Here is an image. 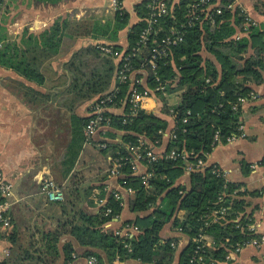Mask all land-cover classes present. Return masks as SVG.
<instances>
[{
    "label": "trees",
    "instance_id": "16d2710c",
    "mask_svg": "<svg viewBox=\"0 0 264 264\" xmlns=\"http://www.w3.org/2000/svg\"><path fill=\"white\" fill-rule=\"evenodd\" d=\"M43 1L54 3L58 0ZM191 1L171 0L173 11L161 21L164 30L187 22ZM216 1L224 7L223 14L215 17V24L197 21L193 26L186 27L184 40L172 48L167 59L169 62L161 60L155 71L149 65L145 70L149 88L155 89L161 82L170 94L180 92L179 101L173 105H168L167 97L162 92H156V96L163 103L164 113L174 117L175 122V137L169 138L165 153L173 149L185 151L189 154V162H196L199 158L207 161L218 146L214 144L217 131L220 132L221 143H227L228 136L238 133L242 115V106L235 108L238 99L250 96L253 92L251 85L264 81V24L247 26L245 16L238 8L233 10L227 7L226 4L234 0ZM4 2L0 0V10ZM145 4L143 1L135 6L139 20L128 33L127 47L119 43L120 33L130 24L131 15L125 8L116 10L107 19L93 16L76 19L73 14H68L41 33L40 39L30 35L26 47L18 43L5 44L0 37V66L13 68L39 84L45 80L40 71L42 64L58 54L65 37L98 41L76 52L69 65L72 81L68 90L72 94V101L64 106L70 114L72 139L63 159L62 176L67 177L72 171L84 144L93 138L88 140L84 133L89 117L77 115L75 108L110 91L116 84L120 91L112 106H123L124 114L106 112L110 122H104L98 131L102 130L106 138L115 139L117 132L122 133V137L117 142L104 140L101 143L106 146H99V150L104 157H109L111 167L117 160L122 163L119 181L132 190L130 207L136 213L135 219L124 224L140 228L131 237L118 235L115 228L107 227L108 223L120 217L124 204L113 193L106 196L101 185L98 197L106 198V202L97 211L79 210L73 220L59 222L54 229L40 228L31 241L19 246L18 253L3 258L0 264H57L62 253L64 264L71 263L76 258L74 245L67 242L62 250L60 248V240L65 235L73 236L87 248L82 256L86 259L96 256L102 264L128 260L138 261L139 264H173L181 238L162 237L161 232L169 223H172L173 229L180 230L189 238V243L180 253L179 264H187L195 246L194 240L199 235L212 238L211 252L219 260L225 258L230 246L259 236L258 232L253 234L246 228L243 230L247 223L256 222L254 213L247 212L250 202L246 198L256 193L240 190L241 184L218 176L213 172L212 165L191 171L189 184L180 183L187 172V162L182 159L161 156L157 161L142 162L151 174L147 179L143 178L145 173H134L131 169L129 159H132L133 151L130 148L139 146L142 141L149 147L160 145L163 140L161 131L166 132L169 127V121L154 112L139 109L132 113L127 100L129 82L118 83L116 77L120 66V62L115 61L116 53L129 54L136 45L140 31L146 25ZM160 36L154 37V40H159ZM102 45L109 46L112 52L102 51ZM152 45L144 46L141 54L131 60L136 71L139 72L144 57L151 54ZM204 51L211 57L204 56ZM157 77H160V82ZM239 77L243 78L242 83L237 81ZM25 87L33 95H25L28 102L32 100L33 103L42 104L48 99L46 94ZM144 87L142 84L141 88ZM186 118L187 122H184ZM92 189L90 187L86 194H90ZM62 207L64 209L65 205ZM108 208L112 212L107 215ZM222 208L227 209L225 213L215 217L214 211ZM21 234L22 231L13 226L12 220V228L1 238L11 244L12 250Z\"/></svg>",
    "mask_w": 264,
    "mask_h": 264
},
{
    "label": "crops",
    "instance_id": "0c3cea01",
    "mask_svg": "<svg viewBox=\"0 0 264 264\" xmlns=\"http://www.w3.org/2000/svg\"><path fill=\"white\" fill-rule=\"evenodd\" d=\"M143 1H124L123 8L130 12L131 18L129 26L120 33L119 43L123 47H127L128 33L139 20L135 6ZM234 2L238 7H243L259 25L264 24V0ZM90 9H97L111 16L116 12L110 6L109 0H58L54 3L43 0H5L0 10V37L5 44L18 43L19 46L26 47L30 35L40 39V34L53 26L58 19L65 18L68 14H73L76 19L87 18L90 15L86 16L85 13ZM97 42L91 38L65 37L58 54L45 61L40 68L45 78L42 84L27 79L13 68L0 66V172L13 184V226L30 233V240L40 228L54 229L59 222L73 220L79 210L92 213L97 211L106 202V198L98 197L101 185L104 186L106 196L119 191L124 199L120 218L108 223L107 227L120 228L126 221L136 217L130 207L132 192L120 183L119 177L122 175L117 177L109 173V157H104L98 150L104 140L120 141L122 133L117 132L114 139L106 138L102 130L98 131L91 141L84 144L72 171L67 177L62 176L63 159L72 139L70 114L64 106L72 101V94L68 90L72 81L69 65L76 52ZM203 55L211 57L205 51ZM115 61L119 63L120 58L117 57ZM137 75H142L144 83L147 84L145 71H140ZM237 81L242 83L244 80L239 77ZM24 85L46 94L48 99L42 104L33 103L30 99L33 95ZM251 86L256 98L242 105L241 123L244 125L245 137L218 144L208 156L207 165L220 166L228 172L230 182L241 184L242 190L256 193L246 197L250 202L247 212L254 213L258 233L264 235V165H260L264 160V81ZM26 94L30 95L31 102L26 100ZM179 96L180 92L168 96V105L177 103ZM91 102L78 105L75 113L89 117ZM144 106L145 111L154 112L169 121L162 143L154 147L156 153L162 155L166 152L170 132L175 127L174 117L164 113L163 103L158 96L147 98ZM124 110L123 106L109 109L110 112L120 115L124 114ZM62 117L64 124H60ZM147 170V166L141 164L138 173L144 174ZM49 177L61 187L64 196L62 201H52L43 192L42 181ZM189 180L190 171H187L181 177L180 183L189 184ZM90 187L93 189L90 194H86ZM101 200L104 201L101 203ZM176 232L172 223L167 224L161 232L163 238H181L173 264H179L180 253L189 243L186 235ZM60 241L61 250L67 242L74 245L76 258L72 264L87 263L86 257L82 256L87 248L80 245L73 236L65 235ZM8 245L10 243L7 241L1 243L2 248ZM101 253L105 257V254ZM240 262L264 264V245L260 248L245 247ZM57 264H64L63 253ZM116 264L139 262L128 260L117 261Z\"/></svg>",
    "mask_w": 264,
    "mask_h": 264
},
{
    "label": "built area",
    "instance_id": "2783aa9c",
    "mask_svg": "<svg viewBox=\"0 0 264 264\" xmlns=\"http://www.w3.org/2000/svg\"><path fill=\"white\" fill-rule=\"evenodd\" d=\"M125 0H109V4L115 10L123 8ZM145 8L147 10V19L146 25L142 28L139 34L138 41L134 47H132L129 54L119 52L116 53L117 57L120 58V66L116 73L118 83L129 82V92H128V101L131 105V111L136 112L139 109H145L144 102L147 98L152 95L156 96V92H162L166 97L172 96L175 93H169L166 90L164 85H161L160 77H157V81L160 84L155 88L151 89L144 83V77L137 75L138 71L132 64L131 60L136 56H139L143 51V47L149 44H152V52L149 56L144 57V61L141 64L140 71H145L146 66L149 65L154 71L158 68V62L163 60L165 63H168L167 59L172 53V48L178 45L184 40L186 34V27L193 26L194 22L197 21H208L210 24H215L217 15L223 14V5L221 2L216 0H192L188 5V19L187 22L181 23L180 25H173L168 30H164L162 26V19L168 16L173 11V6L171 0H144ZM229 9L235 10L238 8L241 11V14L245 16L246 25L259 26V23L252 19L249 13L243 8L238 7L236 3L230 2L226 4ZM163 35L160 36V34ZM160 36L159 40H154V37ZM105 53H111L112 49L107 45H102L100 47ZM137 72V73H136ZM145 82L147 80L145 79ZM144 84L145 87L142 89L141 85ZM141 88V89H140ZM120 88L115 84L110 91L96 97L92 100L90 105V116L89 121L85 127V136L89 140L92 138L99 129L104 126V122L109 124L110 119L106 116V112H110L109 109L112 107V103L115 102V99L118 97ZM255 92H251L248 97H240L238 99V104L242 106L245 102L250 99H255ZM171 105V104H170ZM173 112V108H171ZM184 122H187V118L184 119ZM161 133L164 135L165 132ZM170 138L175 137L174 129L170 132ZM244 125L241 123L238 129V133L232 134L227 137V142H233L239 138H244ZM220 132L217 131L214 136V144H221ZM100 146L105 147V144ZM133 151L132 159H129L131 169L134 173H138L140 165L144 161L153 162L157 161L159 157L163 156L167 159H182L187 162L186 169L187 171L200 170L207 167V161L203 158H199L196 162H189V154L185 151H178L176 149L171 150L170 152L159 155L156 153L154 146H146L145 142L142 141L139 146L131 147ZM117 163L110 167L109 173L112 176H121V162L119 160ZM264 165V163H260ZM213 172L218 176H223L228 181V172L222 169L220 166L214 164ZM255 167V166H254ZM151 174L146 172L143 176L144 179L150 177ZM43 192L46 196L52 201H62L64 199L63 191L59 184H57L52 178H45L42 181ZM242 190V189H240ZM128 191L132 192L131 189ZM116 199L121 200L124 204V199L122 194L119 191H114ZM13 196V184L6 176L0 172V260L5 257L6 249L1 247L2 242H6L5 238H1L4 233L9 231L12 228V218L11 212L14 202L12 201ZM104 200H101V203ZM227 209L222 208L219 211H214L215 217L218 214L222 215ZM110 208L107 209L106 214L111 213ZM120 218V217H119ZM118 218V219H119ZM117 220V219H115ZM111 223V222H110ZM109 223V224H110ZM248 229L253 234L258 232V224L256 222H249L243 230ZM140 228L137 225L124 224L120 229L116 231L118 235L121 236H133L135 233L139 232ZM179 232H181L179 230ZM213 241L209 235H199L198 238L194 240V248L192 255L190 256L187 264H241L240 256L245 247L254 246L260 248L264 245V235H260L251 238L250 240L244 243H238L234 246H230L228 254H226L223 260H219L213 257L212 254V245ZM86 264H102L96 256H90L87 258ZM68 264H72L68 263Z\"/></svg>",
    "mask_w": 264,
    "mask_h": 264
},
{
    "label": "rangeland",
    "instance_id": "374dc122",
    "mask_svg": "<svg viewBox=\"0 0 264 264\" xmlns=\"http://www.w3.org/2000/svg\"><path fill=\"white\" fill-rule=\"evenodd\" d=\"M86 16H89V17H91V16H97V17H101V18H104V19H107V18H110V17H112L111 16V14H109V13H102L101 11H99V10H97V9H94V11L92 10V9H90V10H88L86 13ZM60 124H64L63 123V117H62V121H61V123ZM99 150V149H98ZM99 152H100V150H99ZM101 153V152H100ZM36 228V227H35ZM118 229H116V231H117ZM21 231H22V234H21V238L18 240V243H17V245L16 246H14L13 248H12V250H11V244L10 245H8L7 247H5V249L7 250L6 251V254H5V258H7V257H9V256H11L12 254H15V253H18L19 252V246L20 245H26V243H28L29 241H31L30 239H29V234L30 233H28L26 230L25 231H23L22 229H21ZM174 232V231H173ZM178 232V231H177ZM176 232V233H177ZM178 233H180V234H182L181 232H178ZM180 246V245H179ZM179 246H177V248L179 247ZM12 251V252H11Z\"/></svg>",
    "mask_w": 264,
    "mask_h": 264
}]
</instances>
